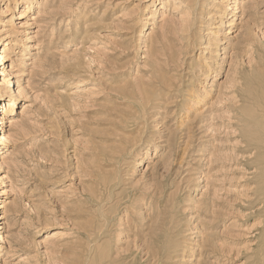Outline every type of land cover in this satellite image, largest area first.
<instances>
[{
    "label": "rangeland",
    "instance_id": "rangeland-1",
    "mask_svg": "<svg viewBox=\"0 0 264 264\" xmlns=\"http://www.w3.org/2000/svg\"><path fill=\"white\" fill-rule=\"evenodd\" d=\"M0 52V264H264V0H0Z\"/></svg>",
    "mask_w": 264,
    "mask_h": 264
},
{
    "label": "bare ground",
    "instance_id": "bare-ground-1",
    "mask_svg": "<svg viewBox=\"0 0 264 264\" xmlns=\"http://www.w3.org/2000/svg\"><path fill=\"white\" fill-rule=\"evenodd\" d=\"M1 60H4L3 52H2V53L0 52V61H1ZM0 75H2L1 72H0ZM13 85H14V83H13V79H11V80L9 81V83H8L7 86L10 87V86H13ZM0 100H2V96H0ZM2 112L5 113V112H7V110L4 109ZM2 112H1V113H2ZM1 125H2V121L0 120V126H1ZM3 140H4V138H3V137H0V144L3 143V142H2ZM49 234H52L51 236L49 235V236H50L49 238L54 237V236L56 235V233H49Z\"/></svg>",
    "mask_w": 264,
    "mask_h": 264
}]
</instances>
